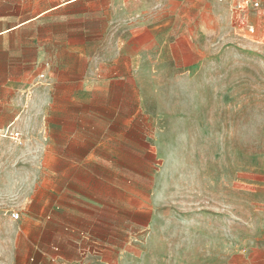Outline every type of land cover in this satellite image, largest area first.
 <instances>
[{
    "label": "crops",
    "instance_id": "crops-1",
    "mask_svg": "<svg viewBox=\"0 0 264 264\" xmlns=\"http://www.w3.org/2000/svg\"><path fill=\"white\" fill-rule=\"evenodd\" d=\"M190 1L199 0H0V176L12 181L20 169L24 240L32 244L36 232L34 252L52 264H108L109 177L150 176L158 158L189 152L180 135L187 100L173 98L188 96L175 86L189 64L157 48L179 47L190 26L203 29L204 10ZM123 208L131 216L119 221L140 225V200ZM260 212L255 220L228 217L223 252L220 231L210 247L198 222L197 247L180 254L264 264V204ZM237 223L252 231L240 251ZM118 233L117 250L134 251L135 234Z\"/></svg>",
    "mask_w": 264,
    "mask_h": 264
},
{
    "label": "rangeland",
    "instance_id": "rangeland-1",
    "mask_svg": "<svg viewBox=\"0 0 264 264\" xmlns=\"http://www.w3.org/2000/svg\"><path fill=\"white\" fill-rule=\"evenodd\" d=\"M190 3L194 5L190 8L204 10L203 29L190 26L183 33L187 41L180 42L179 47L170 49L160 43L157 48L158 56L168 58L171 51L173 57L189 64L188 78L183 76L179 80L182 86H175L183 92L187 90L188 96H173L183 105L187 100L189 122L180 129V135L189 142V152L180 154L178 159L158 158L155 173L150 176L109 177V224L105 241L110 246L108 264H182L186 258L192 259L193 264H197V259L212 264V257L199 256L196 252L180 254L186 248L197 247L198 222L206 229L205 244L209 243L210 247L213 229L220 231L223 252L228 243L223 235L228 217L255 220L261 214L264 3L247 13L219 0ZM213 8L218 9L219 15L216 11L213 14ZM172 80L169 77L166 81L169 89ZM201 117L204 125L196 127V119ZM4 163L0 160L3 173ZM19 171L12 181L0 176V264H11L10 259L12 264H52L34 252L36 232L29 235L32 244L24 240L27 225L22 222ZM150 171L154 172L152 167ZM138 200L142 206L140 225L120 222V218L131 216L123 205L136 204ZM14 212L19 214L16 220L11 218ZM114 217L118 220H113ZM232 228L240 251L251 239L252 231L241 223L233 224ZM123 229L125 233H134L136 238L135 250L126 254L117 250L123 242L118 239V232ZM10 240L13 241L11 256L8 255ZM86 242L89 246L90 241ZM227 260L228 256H215L218 264H226ZM236 263H244L242 255H237Z\"/></svg>",
    "mask_w": 264,
    "mask_h": 264
},
{
    "label": "built area",
    "instance_id": "built-area-1",
    "mask_svg": "<svg viewBox=\"0 0 264 264\" xmlns=\"http://www.w3.org/2000/svg\"><path fill=\"white\" fill-rule=\"evenodd\" d=\"M219 1L230 3L235 9L244 12H248L249 10H257L264 3V0H219ZM17 136H18L17 132L12 133L13 138ZM11 218L16 220L19 218V214L17 212L11 213Z\"/></svg>",
    "mask_w": 264,
    "mask_h": 264
}]
</instances>
